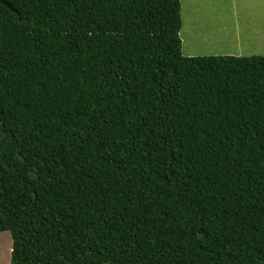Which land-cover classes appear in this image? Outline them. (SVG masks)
I'll return each mask as SVG.
<instances>
[{
	"label": "trees",
	"instance_id": "trees-1",
	"mask_svg": "<svg viewBox=\"0 0 264 264\" xmlns=\"http://www.w3.org/2000/svg\"><path fill=\"white\" fill-rule=\"evenodd\" d=\"M182 0H0L11 264H264V55H185Z\"/></svg>",
	"mask_w": 264,
	"mask_h": 264
},
{
	"label": "rangeland",
	"instance_id": "rangeland-1",
	"mask_svg": "<svg viewBox=\"0 0 264 264\" xmlns=\"http://www.w3.org/2000/svg\"><path fill=\"white\" fill-rule=\"evenodd\" d=\"M185 55H264V0H182ZM13 239L0 231V264H11Z\"/></svg>",
	"mask_w": 264,
	"mask_h": 264
}]
</instances>
